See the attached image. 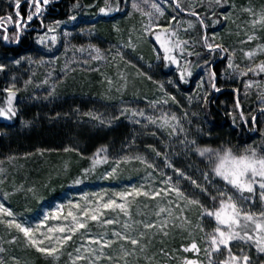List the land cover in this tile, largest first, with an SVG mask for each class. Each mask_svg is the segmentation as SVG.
Listing matches in <instances>:
<instances>
[{"label": "trees", "instance_id": "obj_1", "mask_svg": "<svg viewBox=\"0 0 264 264\" xmlns=\"http://www.w3.org/2000/svg\"><path fill=\"white\" fill-rule=\"evenodd\" d=\"M239 1L243 0H222L217 5L210 0H179L180 8H177L173 0H148L147 3L107 0V4L106 0H49L47 4L41 0L40 13L28 21L35 6L30 5V0H20L18 7L14 0H0V55L9 63L16 61L0 71V105L6 103L9 95L6 89L11 88L15 93L12 103L16 112L11 119L0 117V197L20 211L21 217L33 218L43 205H50L68 192L96 184L117 187L132 179L124 178L133 175L132 169H111L122 147L132 138L130 121L117 104L131 90L116 89L115 60L111 54L142 10L155 2L163 4L164 12L161 26L152 29L149 40L142 45L144 59L150 55L146 61H151L152 66L149 76L140 78L139 86L152 91L151 77L153 81L173 80L180 91L188 92L203 77L207 90L199 103L200 125L201 131L210 137L204 134L200 137L201 143L215 150L231 149L234 154L249 148L264 154V73L258 72V65L264 62V52L245 57L242 44L230 40L223 31L229 21L226 17L229 4ZM102 8L106 11L101 12ZM17 13L22 18L21 25L11 26L17 21ZM9 16L11 21L7 20ZM47 22L74 31L87 28V34L79 31L70 41H59L45 50L35 43L33 32L43 29ZM171 31L176 32L175 37H168ZM157 33L161 39L187 41L183 45L185 56L181 58L182 64L190 61L187 69L192 75L185 77L187 82L180 79L176 65L163 59V49L155 39ZM205 35L215 37L209 42L220 44L227 51L209 52L202 39ZM89 42L106 51L103 62L77 52L79 48L86 49ZM154 47L159 51L155 58ZM229 62L244 70L257 68L258 74L242 75L229 68ZM210 72L215 73L214 78ZM210 81L219 91L210 86ZM102 112L112 115L113 119L96 122L98 119L93 117ZM94 160L99 163L93 164ZM208 220L210 227L215 225ZM147 240L149 259L137 264H185L184 259L188 258L209 264L210 258L204 251H211L207 232L195 229L186 233L179 229ZM193 242L200 251H184ZM14 245L12 249L19 254V248L18 252ZM230 247L236 256L247 254L249 264L264 261V252L252 242L233 241ZM23 252H20V264H61L56 257L33 246L24 247ZM226 257L222 248L220 253L213 252L211 259L215 262ZM253 258L259 260L253 261ZM0 264L4 263L0 261Z\"/></svg>", "mask_w": 264, "mask_h": 264}, {"label": "rangeland", "instance_id": "obj_2", "mask_svg": "<svg viewBox=\"0 0 264 264\" xmlns=\"http://www.w3.org/2000/svg\"><path fill=\"white\" fill-rule=\"evenodd\" d=\"M14 2L17 3V0H14ZM31 4H34V0H30ZM155 4L159 6L162 14L157 15L151 6L142 10L138 20L133 22L126 31V37L116 42L115 49L111 54L115 60L113 68L116 74L114 80L116 89L121 92L123 89L129 88L131 90L127 94L125 93L127 98H119L120 100L117 101V104L119 108L121 107L120 111L128 117L132 127V138L122 147L120 155L112 162L111 169L114 170L116 167L121 170L132 169L130 173L133 175L124 177L132 179L126 182L120 179L124 183H120L117 187L108 183L96 184L76 192H68L63 198L54 200L50 205H43L33 218L21 217L20 211L14 210L0 197V204H3L4 209L13 213L10 217L5 211L0 210V248L4 249V251L0 252V261L4 264L9 262L20 264V252L24 253L23 249L26 246H33L21 231L14 226H9V221H14L34 230L37 225H41L43 222L45 226L41 227L38 232L34 231L33 238L37 240L43 239V243L39 244V247H49L54 244V238L61 234L47 233V228L62 226L67 223L63 217L67 216L69 211L74 214L78 213V210L73 205L79 204L82 210L86 205L95 206L96 202L103 203L109 198H115L120 203L122 201L116 194L131 192L132 189L152 192L175 185L184 193V198H177L175 193L168 195L162 193L156 199L143 195L129 196L126 207L130 213L131 220L128 216L120 213L119 210H106L104 213L105 218L118 219L119 223L100 225L96 222H89L88 227L93 236L107 233L105 239L117 240L110 248L104 249L105 255L113 257L111 264H137L142 260L147 261L149 254L145 241L151 237L160 234L165 235V233L171 234L179 229L180 231L191 233L195 229L201 231V227L205 233H209L215 227V225L210 227L208 217L201 219L204 208L211 209L213 206V201L209 199L208 194L215 195L217 189L225 187L220 178L215 177L212 173L211 163L207 158V154L202 157L197 151L198 148L213 149L208 144L200 141V137L204 134L208 138L210 137L209 134L201 131L200 125L199 103L207 90L204 78L200 77L193 89L188 92L180 91L176 82L171 79L169 83L164 79L153 81L150 77V80L154 82L150 85L152 91L139 86L141 83L140 78L149 76L148 72L152 66L151 61L148 63L146 61L150 60V55L144 59L141 49L142 45L149 40L151 30L161 26L160 23L164 12L162 3L155 2ZM229 6L226 13L229 21L223 30L226 36L230 40L242 44L243 55L249 51H252L254 55L258 52H264L262 50L264 49V24L253 23L254 21H259L261 15L264 14V0H243L238 3H232V5L229 4ZM246 9H251V13L246 11ZM39 13L35 12L34 6L30 15L36 17ZM147 13H153L152 19L149 18ZM19 24V22L13 21L11 26L16 25L18 27ZM86 31L87 28L74 31V29L66 26L59 27V25H54L52 22H47L43 29L33 32V39L41 48L50 50L57 42H68L78 32L87 34ZM5 34L7 35V30ZM217 34L216 36H218ZM13 35L14 37L17 36L15 33ZM249 37H253V39L249 40ZM96 49H99V55L102 57L100 60L103 62L107 57L104 53L106 51L95 42L87 43L86 49L80 51L79 48L77 52L84 57L90 56L96 59L94 58L97 55ZM153 51L154 58L155 55L158 57L159 51L157 47H154ZM9 62L0 55V65L8 67L16 63V61ZM172 97L175 98L174 101ZM165 100H167L166 104L156 103ZM154 103L155 107L152 106ZM140 111L144 112V116L133 115L134 112L139 113ZM162 112L168 113L169 119L172 115L177 117L179 124L176 126L174 133L170 126H159L162 121L158 117ZM147 116L157 118V123H150L146 119ZM95 117L99 118L96 122H106L113 119L112 115L105 112ZM136 121H139V123ZM171 124H176V121H171ZM181 128L183 131H181ZM136 157H142L143 160ZM149 165H152V167H149ZM180 173H183V176ZM169 177H171V181L169 184H165L164 181ZM101 181L103 180L101 179ZM193 181H195V184ZM197 185L200 187H197ZM201 188L207 189V192L201 191ZM228 190L229 192L233 191L230 188ZM191 199L198 200L204 208L188 203V200ZM161 207L170 209L171 216L167 212L157 215ZM249 207L252 211L259 213L262 205L258 196ZM57 209L61 211L57 213ZM50 214H59L61 219H49L45 222V217ZM138 221L151 222L157 226L153 229L145 230L139 224L133 223ZM161 221H167L163 229L160 226ZM124 223H133V227L136 230L124 229ZM83 231L81 230V232ZM113 231L130 232L134 238L139 239V244L133 246L126 241L118 240V238L112 236ZM140 232L144 233L142 237L139 235ZM41 233L52 236L53 240L45 239ZM82 240L81 233L78 232L73 236L72 240L63 245L55 257L60 260L61 264H73L77 256L75 249L80 246ZM13 243H15L14 246L17 251V247L19 248V254L12 249ZM33 247L37 249V246ZM85 247H88V245H85ZM91 247H97V245H91ZM125 252L131 254L125 256ZM70 253L71 255H69ZM186 260L195 259H184V263ZM254 260L258 261L259 259L253 258ZM258 263L264 264V261H259ZM76 264H86V262L76 261ZM96 264H110V262L102 256L99 261H96Z\"/></svg>", "mask_w": 264, "mask_h": 264}, {"label": "snow or ice", "instance_id": "obj_3", "mask_svg": "<svg viewBox=\"0 0 264 264\" xmlns=\"http://www.w3.org/2000/svg\"><path fill=\"white\" fill-rule=\"evenodd\" d=\"M42 2L44 4H47L49 0H42ZM144 2L147 3L148 0H144ZM211 2H214L217 5L222 4V0H210V3ZM40 3L41 0H34L36 13H39L40 11ZM175 3L176 7L180 8L179 0H175ZM18 6L19 0H17V7ZM133 7L139 10L138 5L133 4ZM151 7L155 10V13L157 15L162 14L161 9L157 4L152 3ZM108 10L110 11L112 9L109 7ZM100 11L105 12L106 9L102 8L100 9ZM246 11H249L251 13V9H246ZM147 14L149 15V18L152 19L153 13ZM193 15H196V13H193ZM11 19V16L7 17L8 21H11ZM31 19L32 15H29L27 17V20L30 21ZM73 19H75V17H73ZM19 20V14L17 13V22H19ZM200 23L203 25V20H201ZM253 23L264 24V14L261 15L259 21H254ZM164 31L168 32L167 29H165ZM175 36V31H171L170 33H168V37ZM168 37L161 39V35L159 33L155 35L156 41L159 42L160 47L163 49V59L171 62V64L176 65L179 70L180 79L187 82L185 80V77L192 75V73L187 69V65L190 63V61L185 60L183 64L181 63V58L185 56V48L183 47V45H186L187 41H180L179 39L172 40ZM4 39H7V36H5ZM53 39H55V37H53ZM202 39L209 52L216 49H219L220 51H227V49H225L222 45L209 42L210 40L214 41L215 37H208L207 35H205L202 37ZM251 39H253V37H249V40ZM80 51H83V49H80ZM95 51L97 55L94 58H102L99 55V49H96ZM177 51L178 55H174V52ZM197 55H199V53H197ZM244 55L248 58H251L254 53L252 51H249L245 52ZM228 67L233 68L234 71H239L242 75H247L248 72H252L254 74H258V72L264 73V62H261L258 65V72L257 68L250 67L246 70L240 69L239 65H233L231 62H229ZM2 70L3 65H0V71ZM210 76L214 78L215 73L210 72ZM210 86L216 91H219V89L216 88L214 82L210 81ZM248 86L250 87L251 84H249ZM6 91L9 93V95L6 103L0 105V117L11 119L16 115L12 103L15 93L11 88L6 89ZM172 99L173 101L175 100L174 97H172ZM156 103L166 104L167 100ZM152 106L155 107V103ZM137 114L140 116H144L143 111H140L139 113H133V115ZM93 118L99 119L98 117ZM146 119L150 123H157V118H153L152 116H147ZM158 119L162 121V123L159 125L160 127L170 126L173 133L176 131V126L179 124V121L177 120V117L175 115H172L169 119L168 113L162 112ZM253 119L255 118L253 117ZM171 121H176V124H171ZM136 122L139 123V121ZM101 123H103V121H101ZM181 131H183L182 128ZM101 151L105 150L102 149ZM197 151L202 157L206 156L207 154V158L211 163L212 173L215 177L220 178L225 184L224 188L216 190L215 195L210 193L208 194L209 199L213 201V206L211 207V209L204 208V206L201 205L198 200H188V203L199 205L201 208H204L201 219H203L204 217H208L215 224L213 230L207 233L211 251H209L208 249L204 250L210 258L209 264H249V256L247 254H242L241 256L234 255L232 253L230 244L233 241L252 242L255 244L259 251L264 252V154H258L257 151L252 148L245 149V151L241 154H234L231 149H224L223 151H220L210 148H198ZM99 155L100 153H97V156ZM136 158L143 160L142 157ZM95 163H99V160H94L93 164ZM149 167H152V165H149ZM180 175L183 176V173H180ZM170 181L171 177L165 180L164 183L169 184ZM77 183H79V181H77ZM193 183L195 184V181H193ZM197 187L200 186L197 185ZM229 188L233 191L229 192ZM201 191L207 192V189L201 188ZM162 193L164 195L175 193L177 198H184V193L179 189V187L173 185L167 188L154 190L152 192L141 191L140 189H132L131 192L117 193L116 195L122 201L120 203H118L115 198H109L106 202L103 203L96 202L95 206L86 205L82 210L80 209L79 204L73 205V207L78 210V213L74 214L72 211H69L67 213V216L63 217V219L67 221V223L63 224L62 226L47 228V233L61 234L54 238V244L49 247H39L38 245L43 243V239L37 240L33 238L34 231L38 232L41 227L45 226L43 222L41 225H37L35 230L30 227H25L19 223H15L14 221H9V226H14L19 231H21L33 246H37L38 251L54 257L60 251L64 244L72 240L73 236L80 232L83 240L80 246L75 249L77 256L75 257V261H73V264H76V261H84L86 262V264H96V261H99L102 256L111 264V262L113 261V257L111 255H105L104 249L110 248L114 243L117 242V240L105 239L107 233H100L96 236H93L88 227L89 222H96L100 225H112L115 223H119L118 219H114L111 217L105 218L104 213L106 210H119L120 213L128 216L131 220L130 213L128 211V208L126 207L129 196L143 195L145 197H150L151 199H156L157 197H160ZM257 196L262 205L259 213L252 211L249 207V205L255 202V198ZM0 210L5 211L10 217L13 215L11 211L4 209L3 204H0ZM60 211V209H57V213H59ZM165 212H167V214L171 216V210L164 207L159 208L157 215ZM69 217L71 218L70 220ZM49 219L60 220L61 216L59 214H50L49 216L45 217V222ZM133 223L139 224V226L145 230L153 229L157 226L154 223L144 221ZM133 223H124L123 228L135 231L136 229L133 227ZM166 223L167 221L160 222L161 229L166 226ZM81 230L84 231L81 232ZM201 231H203L202 227ZM166 234L167 233H165V235ZM41 235L45 239L53 240L52 236H49L45 233H41ZM139 235L142 237L144 233L140 232ZM112 236L118 238V240L126 241L133 246L139 244V239L134 238L130 234V232L121 233L119 231H113ZM85 245H88V247H85ZM91 245H97V247H91ZM222 248L227 253L226 259L215 262L212 261V253H220ZM2 251H4V249L0 248V252ZM184 251L199 252L200 249L198 248L197 244L193 242L191 243L190 248L186 247L184 248ZM130 254L131 253L125 252V256ZM69 255H71V253ZM185 264H199V261L186 260Z\"/></svg>", "mask_w": 264, "mask_h": 264}, {"label": "water", "instance_id": "obj_4", "mask_svg": "<svg viewBox=\"0 0 264 264\" xmlns=\"http://www.w3.org/2000/svg\"><path fill=\"white\" fill-rule=\"evenodd\" d=\"M174 1V3H175V0H173ZM176 4V3H175ZM35 16H33L32 18H34ZM22 19V18H21Z\"/></svg>", "mask_w": 264, "mask_h": 264}, {"label": "flooded vegetation", "instance_id": "obj_5", "mask_svg": "<svg viewBox=\"0 0 264 264\" xmlns=\"http://www.w3.org/2000/svg\"><path fill=\"white\" fill-rule=\"evenodd\" d=\"M21 22H22V19L20 20V24H21ZM23 26H25V25H23Z\"/></svg>", "mask_w": 264, "mask_h": 264}]
</instances>
